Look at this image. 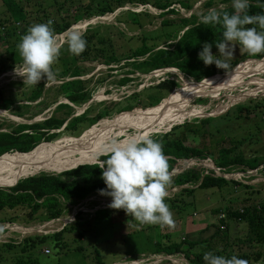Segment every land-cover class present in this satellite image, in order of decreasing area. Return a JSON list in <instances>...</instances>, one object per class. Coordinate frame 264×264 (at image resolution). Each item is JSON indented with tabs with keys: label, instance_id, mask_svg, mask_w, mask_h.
<instances>
[{
	"label": "rangeland",
	"instance_id": "374dc122",
	"mask_svg": "<svg viewBox=\"0 0 264 264\" xmlns=\"http://www.w3.org/2000/svg\"><path fill=\"white\" fill-rule=\"evenodd\" d=\"M20 1H24L26 4L25 9L29 15L28 19L38 21V19L43 18L44 12L45 14L48 13L51 18L53 16L58 18L57 8L60 4L62 5L61 12L66 15L70 14L69 18L73 19L75 15H82L84 3L93 2L94 0ZM206 1L196 0L192 9L188 11L176 4L174 7L177 13L166 15H160L162 11L150 5L127 4L113 13L81 20L74 24L73 28L81 22H89L87 27L79 30V32L82 34L86 29H90L96 35L95 38L112 39L119 53L139 46L142 41L141 39L144 37H148L150 43L158 42L159 46L156 49L164 48L169 43H172L171 45L174 46L187 28H189H183L180 23L181 18L193 19L192 16H195L196 21H198V16L206 13L209 9L216 8L219 10L225 6L215 2L209 8L204 6ZM126 10L135 11L136 13L147 11L154 15V17L151 21H148L146 17L142 16V27L136 26L134 30L128 29L125 24L119 22L117 19L121 12ZM130 18L133 17L129 16L128 19ZM10 19L9 13L0 0V67L3 65V62L8 64L13 63L15 66L16 64L19 66L21 63V58L16 51V40L14 38L3 39L4 31L21 30L23 27L22 25L10 22ZM168 20L171 24L164 25L163 22ZM64 33L55 35L61 48L59 57L67 56L68 54ZM158 36L163 37H161L160 41H154V38H158ZM6 48L11 49L8 54L4 53ZM217 51V49H214L212 52L216 54ZM242 52L237 45L233 56L228 59L227 64ZM59 57L52 65L53 70L56 72L62 69ZM141 60L143 59L141 58L139 61ZM258 60H264V58L246 59L230 72L223 74V76L227 77L241 74V79L230 81L225 85L221 82H211L206 89L199 91L197 96L187 101L180 100L176 95L184 93L198 82L189 80L179 73L176 68L147 71L145 69L134 68L131 65H125L126 61L124 60H121L118 65L115 63L107 65L100 59L78 62L77 64L83 69L82 75L77 77L78 80L71 82L75 78L67 75L62 78L55 76L52 81L45 84L42 97L32 102L26 100V97L30 95L32 89L37 84L24 86L23 79L14 75L13 70L0 74V92L5 98L14 101L11 109L0 110V131L13 130L19 124L37 123L53 115L60 118L65 117L66 115L62 110L57 111L56 115L53 114V111L59 103H68L70 105L71 112L66 117L67 119L63 126L58 130L51 131L52 134H56V137L51 141L43 140L40 142L39 149L47 147H51L50 149L57 148L52 158L62 155L64 147L76 141L78 142L79 139L88 134L101 121L108 122L113 117L126 113H133L134 120L139 121L140 119L136 117L137 114L142 117L147 114V111L158 106L160 103L168 102L169 105L172 104L169 110H167L168 112H175L174 110L185 111L183 115L176 118L175 122L172 123L167 118L155 117L152 121L149 120L150 122L145 127L143 124L147 122H143L141 125H133L124 129L123 132L121 131L120 134L111 136L110 139L121 140L132 135H148L151 137L155 133L168 132L173 126L181 125L185 121L195 122V120L212 117L214 121L208 126V132L204 137H197L188 133L185 141L188 146L203 147L206 145L212 150V154L209 153L205 159H177L170 175H175L189 168L199 167L205 168L204 174L208 173V170H213L215 175H220L221 177L223 175L225 178L234 179L245 185H249V187L235 186L232 182H228L222 188L209 189H200L197 188L198 184L194 185L196 190L190 194L184 193L182 195L184 202H177L175 204L177 208H174L171 203L166 202L172 212L174 226L163 229L159 225H141L131 215L126 217L125 213H122V217L117 216L118 212L112 211H110V217L104 215L98 216L95 212L100 209L111 210L108 207L110 199L104 198L100 194L90 195V197L79 202L77 205H68L67 207H70V209L62 217L44 222L37 220L27 221L28 216L22 208L14 210L5 209L0 211V244L9 242L10 240L18 243L29 235L55 233L65 225L69 226L72 224L76 218L75 214L78 211H83L84 223L82 226L86 229L84 235L79 238L76 235L77 231L66 232L62 236L61 248H54L48 245L40 246V251L33 254L36 264H82L85 259L90 261L91 264H99L95 262L97 253L104 264H130L131 262V264H190L183 255L165 256L146 252L133 257L127 253L130 252V249L128 250L126 242H130L136 239V237H142V240L144 238L146 242L161 245L180 243L184 238L195 241L205 240L218 227L220 213H217L216 210L226 207L233 209H241L244 206L252 207L264 201V164L254 170L231 167L230 172L223 174L222 172L226 168L224 165L227 163L229 155H222L218 152L221 147H232L237 141H241L242 144H239V148L233 154L242 153L246 158L256 157L261 162L264 160V65L257 62ZM132 61L130 60V62ZM124 79H130V81L120 84V81ZM169 80L175 81L177 85L172 88L168 95L166 94L167 90L164 91L165 93L162 96H166L162 98L163 100L158 105L146 109L136 108L126 113L118 112L122 108L132 106V98L135 95L143 93L142 99L145 100L146 95L153 92V89L159 83L163 81L168 83ZM79 91H86L88 93V101L82 104L69 103L66 95ZM199 100L202 101L200 102ZM19 105H22L19 108V112L24 113L22 117L12 113L17 110L15 107ZM238 106H246L249 108L250 113L247 116L246 112L239 113L236 110ZM201 107L203 108L201 110L204 112L202 111L201 114L196 113ZM87 108H89L88 111ZM29 109H33V111L35 110L38 113L33 115V112H28ZM229 110L231 119H228V116H226ZM259 110H263V114H258ZM84 112L88 120H85L83 128L78 126L79 129L77 130H64L71 118L79 116ZM101 112H105V118L99 121L91 119L94 115ZM95 132L97 135H100V131L95 130ZM13 154L20 155L19 152ZM50 173L58 174L61 172L54 171ZM181 188L174 187L172 179H170V183L167 186V197L177 194ZM10 217H16L17 220L15 222H9L7 219L5 221L1 220L2 218ZM246 228L247 225L244 222L237 223L235 226L230 225L229 232L232 236L240 235V233L246 235ZM227 231L223 227L220 235L226 236ZM217 243L218 248L223 247V243ZM183 248L187 253L197 252L200 249L197 245L194 249L187 250V245L185 244ZM260 248L264 251V247ZM18 255L12 249L1 248L0 264H17V261L21 257ZM34 262L30 264H35ZM252 264H256V262H252Z\"/></svg>",
	"mask_w": 264,
	"mask_h": 264
},
{
	"label": "trees",
	"instance_id": "16d2710c",
	"mask_svg": "<svg viewBox=\"0 0 264 264\" xmlns=\"http://www.w3.org/2000/svg\"><path fill=\"white\" fill-rule=\"evenodd\" d=\"M4 4L6 11L10 15V22L22 25L21 30L13 29L11 31H4L3 39L7 40L9 38H14L16 42L19 41L20 37L26 32L30 25L37 23H45L49 20L52 21L51 28L54 35L64 33L67 29L71 28L74 24L81 20L90 19L92 17H100L109 13L115 12L117 9L123 8L127 4H138V5H150L162 12L160 15L175 14L177 13L174 5L178 4L181 8L185 10H190L194 6L196 0H94L93 2L84 3L82 15H75L73 19H70V14H63L61 12L62 5H58L56 16L52 17L44 12L43 18L35 20H29L28 13L26 11V4L20 0H1ZM218 2L223 4L219 10L227 11L231 13L233 9L231 8L230 0H207L204 4L206 7H211ZM264 11L256 2V0H251L248 13L249 15L261 13ZM129 16L133 18L128 19ZM144 16L148 21L154 17V15L145 11L143 13H136L135 11L126 10L121 12L119 17H117L119 22L126 25L128 29H135L137 27H142L143 23L141 17ZM193 19L181 18L180 23L183 28L187 30L183 33L182 37L173 46L172 43L168 44L164 48H158L159 43H150L148 37H144L141 40L139 46L135 48H129L128 51L119 53L117 48L110 38L99 39L95 38L96 35L92 33L90 29H86L82 33L83 38L86 40V47L83 52L79 55H73L68 52L67 56L59 57L61 61L62 69L57 71V77H65L66 75L73 79L71 82L78 80L77 77L81 76L83 69L77 64L78 62H86L88 60L100 59L104 64L110 65L121 62V60L126 61L125 65H131L134 68L145 69L147 71L165 69V68H176L177 71L183 74L189 80H194L196 82H201L205 78H209L215 75H223L235 67H237L242 61L249 58L262 59L264 58V52L250 56L247 52H242L239 56L231 60L228 63L226 71L224 69H218L214 64L205 66L204 63L198 59V53L202 49V44L204 42L212 43V51L216 49L214 41H219L221 39V31L219 25H204L196 21V17L192 16ZM164 25H169L168 21L163 22ZM135 27L133 28V26ZM75 26V25H74ZM73 26V27H74ZM253 25H248L247 27H252ZM72 27V28H73ZM16 28V27H15ZM163 37V36H161ZM161 37L154 38V41H160ZM17 44V43H16ZM103 45V46H102ZM173 46V47H172ZM11 49L6 48L4 53L8 54ZM143 59L139 61L140 59ZM130 60H133L130 62ZM15 64L4 63L0 67V74L6 73L7 71L13 70ZM130 79H124L120 81V84H124ZM46 83L44 80L39 82L35 88L32 89L30 95L26 97L28 101H37L42 97V92ZM177 84L173 80H169L168 83L165 81L159 83L153 92L146 95V99H142V94L135 95L133 100V105L126 108L118 110L120 113L131 112L133 109H146L158 105L165 96H162L167 90L166 94L172 90ZM66 99L69 103L82 104L88 101L89 96L86 91L73 92L66 95ZM200 102L202 100H199ZM165 108L169 106L168 102L163 103ZM14 101L12 99L5 98L0 92V110H9L13 107ZM22 105L16 106V111L12 112L20 117L23 116L19 112V108ZM62 110L65 113V117L51 116L43 121L33 123V124H19L15 129L0 131V160L6 156H10L13 153H27V152H37L39 150L41 141H51L56 137L55 133H51L52 130L60 129L65 123L66 117L69 116L71 107L68 103H59L53 114ZM89 108H87V111ZM236 110L239 113L246 112V116L250 113L249 108L246 106H238ZM33 112V115L38 113L33 109H29L28 112ZM263 110H259L262 113ZM80 114L71 118L64 130H77L78 126H83L85 120H88L86 115ZM133 113H126L119 116H115L112 119L121 117H130ZM105 112L97 113L91 119L93 121H99L105 118ZM226 116L231 119L230 110L227 111ZM223 119V118H221ZM214 121L212 117H207L204 119L195 120V122L185 121L181 125H176L171 128L170 131L165 133H155L151 136L154 140H158L163 145V152L167 160L169 173L172 172L177 159L181 158H196L205 159L211 149L204 145L203 147L188 146L185 141L187 139V134L191 133L197 137H204L208 132V126ZM83 128V127H82ZM181 129V130H180ZM81 130V129H80ZM180 130L179 132H177ZM241 141H237L232 147H221L218 152L222 155H229L227 163H225V169L222 172H230L231 167H242L243 170H254L259 168L264 164V160L261 162L258 158H246L242 153L233 154L239 148ZM37 146V147H36ZM36 147V148H35ZM105 151V150H104ZM102 151V152H104ZM101 151L96 154L102 153ZM92 153V152H90ZM88 153V154H90ZM87 158L82 160H94L97 155L90 154ZM212 154V153H211ZM233 154V155H232ZM44 153H40L36 156H23L17 155L19 160H37L42 158ZM85 156V157H86ZM63 155L53 158V160L63 159ZM105 155H100L98 157V163L83 164L76 168L63 171L61 173H50V172H40L39 174L28 176L19 179L18 182L12 183L11 187L0 188V211L1 210H14L17 208H22L25 210L27 221H47L51 219H58L67 212L70 207L68 205H77L79 202L85 200L93 194H99L100 189L105 188V184L101 180V169L99 165ZM78 160V161H79ZM77 161V162H78ZM205 168L193 167L186 169L175 175H170L172 179V185L174 187H182L177 194L172 197H166L165 202L171 203L174 208L176 203L181 201L184 202L182 195L184 193L190 194L196 190L194 185L198 184L197 188L209 189V188H222L228 182H232L235 186L249 187L240 181L234 179H228L221 177L220 175H215L213 170H208V173L204 174ZM186 186V187H185ZM102 196V195H100ZM104 198L111 199L107 196H102ZM110 211L118 212L117 216L122 217L125 213L123 210H108L100 209L95 213L99 215L109 216ZM180 211V210H178ZM220 213L218 219V227L216 231L205 240L195 241L184 238L180 243H172L168 245L153 244L142 240V237H136L130 242H126L128 246L127 252L133 257L138 256L140 253H152V254H162L165 256H180L183 255L184 258L190 264H204L202 260V255L206 251H211L217 255H231L233 253L246 256L251 264L252 262H258L264 260V251L259 247H264V201L259 202L254 206H244L241 209H233L231 207H226L224 209L216 210ZM76 218L72 224L65 225L59 231L52 234H34L24 237L21 241L16 243L10 240L9 242L0 244L1 248H8L14 250L16 254L21 257L17 261V264H30L35 261L33 254L39 252V248L42 245H48L54 248H61L62 236L66 232L77 231L76 235L81 238L84 235L85 228L82 226L83 222V211H78ZM128 217V215H126ZM15 222L16 217L2 218V221ZM60 220V219H59ZM245 223L247 225V233L243 235L232 236L229 232V227L235 226L237 223ZM225 227L227 231L226 236H221L222 228ZM127 240V239H126ZM217 242L223 243L222 248H218ZM187 245V250L194 249L197 245L199 246V251L187 253L183 246ZM81 250V249H80ZM18 255V256H19ZM97 259L95 262L99 264H104L100 259V255L96 254ZM92 262V261H91ZM36 264V262H34ZM82 264H91L90 261L84 260Z\"/></svg>",
	"mask_w": 264,
	"mask_h": 264
},
{
	"label": "clouds",
	"instance_id": "9594fccd",
	"mask_svg": "<svg viewBox=\"0 0 264 264\" xmlns=\"http://www.w3.org/2000/svg\"><path fill=\"white\" fill-rule=\"evenodd\" d=\"M256 2L264 9V0ZM230 3L231 13L212 8L198 16V23L219 25L222 29L221 39L214 41L217 53L213 54L212 43L204 42L198 59L205 66L214 64L225 71L237 45L239 50L250 56L264 52V11L249 15L251 0H230ZM51 24L49 20L30 25L16 44L21 63L19 66L16 64L13 73L23 79L24 86L39 84L42 79L47 83L57 74L52 65L61 48ZM64 37L69 53L79 55L84 51L86 40L79 31L69 28ZM104 155L106 158L99 168L100 178L106 187L98 191L100 195L111 198L108 207L123 210L141 225L172 228V212L165 202L171 176L162 143L148 135H132L113 141ZM202 260L204 264H251L246 256L236 253L217 255L206 251ZM256 264H264V261Z\"/></svg>",
	"mask_w": 264,
	"mask_h": 264
},
{
	"label": "bare ground",
	"instance_id": "6f19581e",
	"mask_svg": "<svg viewBox=\"0 0 264 264\" xmlns=\"http://www.w3.org/2000/svg\"><path fill=\"white\" fill-rule=\"evenodd\" d=\"M88 24H89V22H87V21L81 22L80 24H78L73 29L77 30V31L83 30V29H85V27H87ZM257 62H259L261 65H264V60H260V61L258 60ZM237 70H239V69H237ZM241 77H242L241 74L234 75L232 77H227V76H223V75H218V76L215 75V76L209 77L207 79L202 80L201 82L194 84L187 91H185L184 93L178 94L176 96L180 100L187 101V100L191 99L192 97L197 96L199 91L206 89V87L211 82H214V81L215 82H221L222 84L225 85V84H228L230 81H237V80L241 79ZM205 80H207V81H205ZM180 100H178V101H180ZM163 103H160L158 106L147 111V114L142 116V117L137 114L136 117L138 119H140L139 121L134 120L135 117H133V115L131 117H126V118L118 117L115 119H111L108 122L101 121L100 124L94 126L91 129V131L88 134L84 135L81 139H79L78 142L76 141V142L72 143L71 145H67L66 147H64V149L62 151L63 152L62 155H64V157L61 160H53L52 157L55 154V151L57 148L50 149L51 147L39 149L37 152L19 153L20 155H23V156L25 155L28 157V156H36L40 153L46 152V154L42 158H39V159L34 160V161L19 160L16 158L17 155H15V154H12L11 156H6V157L2 158L0 160V187L9 186L12 183L17 182L21 178L33 176V175H36L37 173L39 174L40 172H43V171H45V172L46 171L47 172L48 171H50V172H54V171L55 172H62L65 170L72 169V168H74L80 164L93 163L96 160H98V157L100 155H104V153H105L104 150H106L107 147L113 141H117L115 139L111 140L110 139L111 136H114L118 133L120 134L121 131L123 132L124 129L132 127L133 125H141V124H143V122H147L146 124H143V126L145 127L150 121L155 119V117H160L162 119L167 118L168 121H171L173 123V122H175L176 118H178L179 116L183 115V113H185V111H176V110H174L175 112L172 111V113H170L167 110H169V108L172 106V104H170L165 109V105ZM184 103H185V105H187L186 102H184ZM201 109H203V108L201 107L200 109H198V112H196V113L201 114L203 111ZM188 112H190V111H188ZM95 130L100 131V135H97ZM100 151L101 152L104 151V152H102L100 154L94 153V152H100ZM90 152H92V153H90ZM87 153L97 155V157L94 158V160H82V161H80L81 158L83 156H85ZM90 154H88V156ZM85 158H87V156L82 158V159H85Z\"/></svg>",
	"mask_w": 264,
	"mask_h": 264
},
{
	"label": "water",
	"instance_id": "95a60500",
	"mask_svg": "<svg viewBox=\"0 0 264 264\" xmlns=\"http://www.w3.org/2000/svg\"><path fill=\"white\" fill-rule=\"evenodd\" d=\"M229 72H230V71H229ZM205 79H206V78H205ZM149 108H150V107H149ZM170 128H171V126H170ZM170 128H169V129H170ZM36 147H37V146H36ZM36 147H35V148H36ZM93 163H98V160H96V161L93 162ZM85 164H90V163H85ZM77 166H78V165H77ZM77 166H76V167H77ZM76 167H74V168H76ZM222 176H223V175H222ZM223 177H224V176H223ZM17 182H18V181H17ZM17 182H16V183H17ZM7 187H11V186H7Z\"/></svg>",
	"mask_w": 264,
	"mask_h": 264
},
{
	"label": "built area",
	"instance_id": "2783aa9c",
	"mask_svg": "<svg viewBox=\"0 0 264 264\" xmlns=\"http://www.w3.org/2000/svg\"><path fill=\"white\" fill-rule=\"evenodd\" d=\"M46 252H47V250H46Z\"/></svg>",
	"mask_w": 264,
	"mask_h": 264
},
{
	"label": "flooded vegetation",
	"instance_id": "af4514ba",
	"mask_svg": "<svg viewBox=\"0 0 264 264\" xmlns=\"http://www.w3.org/2000/svg\"><path fill=\"white\" fill-rule=\"evenodd\" d=\"M177 43V42H176ZM170 44V43H169Z\"/></svg>",
	"mask_w": 264,
	"mask_h": 264
}]
</instances>
